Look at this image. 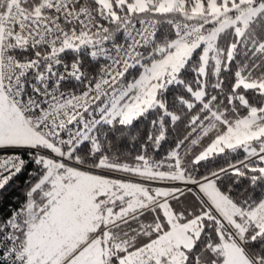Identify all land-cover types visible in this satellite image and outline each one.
I'll return each mask as SVG.
<instances>
[{
    "label": "snow or ice",
    "instance_id": "snow-or-ice-1",
    "mask_svg": "<svg viewBox=\"0 0 264 264\" xmlns=\"http://www.w3.org/2000/svg\"><path fill=\"white\" fill-rule=\"evenodd\" d=\"M0 264H264V0H0Z\"/></svg>",
    "mask_w": 264,
    "mask_h": 264
},
{
    "label": "trees",
    "instance_id": "trees-1",
    "mask_svg": "<svg viewBox=\"0 0 264 264\" xmlns=\"http://www.w3.org/2000/svg\"><path fill=\"white\" fill-rule=\"evenodd\" d=\"M146 125H147V122L145 121L143 123H140L138 125V127L141 130H146ZM182 129H183V126L181 125V131H182ZM175 138H176V134H175V132H173V134L168 136V142L163 143L162 147L160 149H158L156 152L152 153L154 158L157 160L163 158L165 156V154L167 153V151H169L170 148L173 146V141L175 140ZM122 150L126 154L130 153L132 156H134L135 154H137L138 145H134L133 143L130 142V143H127L125 145H122ZM186 163H187V161H186ZM223 164H224L223 160L217 159L216 161L208 163L207 167L201 166L199 168V172H200V174H206V172L208 171L209 168L223 166ZM24 179H25V177H20L18 180L13 182L11 188L9 189V199H8V201H6L7 203H14V201L12 200L13 197H15L17 200H20V201L23 200V198H24L23 197V190L25 188Z\"/></svg>",
    "mask_w": 264,
    "mask_h": 264
}]
</instances>
